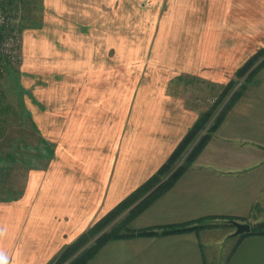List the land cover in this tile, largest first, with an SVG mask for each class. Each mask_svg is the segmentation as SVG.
<instances>
[{
	"label": "crops",
	"instance_id": "obj_1",
	"mask_svg": "<svg viewBox=\"0 0 264 264\" xmlns=\"http://www.w3.org/2000/svg\"><path fill=\"white\" fill-rule=\"evenodd\" d=\"M122 1L43 0L49 9L47 28L40 32L36 43L38 47L54 50L53 63L67 65L68 72L55 76L58 79L66 76L68 102L75 97L72 83L76 74L72 76L70 68L85 66L84 78L89 75V83L91 76L100 71L101 79L102 72L107 70V59L113 52L108 49L109 33L116 37L117 32H122L123 15L117 12ZM168 3L167 9L152 13L153 19L147 26L154 37L146 44V50L149 47L157 66L179 75L183 73V80L186 77L215 80L212 76L220 67L241 66L248 59L247 54L237 49L251 47L253 41L257 45L264 42L260 33L262 28L264 31V0H168ZM108 6L116 10L111 19ZM242 35L248 36L249 41L242 39ZM93 64L99 65L100 70L87 72L86 65ZM204 72L209 76L205 77ZM154 79L166 81V86L171 81L167 76ZM89 90L90 97L100 96V100L107 94L103 87L90 86ZM161 93L165 94L164 90L154 97L162 98L151 96L147 105L138 107L134 101L120 120H93L88 125L84 119L74 125V120L59 116L76 110L74 100L71 106L51 104L37 109L35 112L41 113V117L37 115L28 126L27 121L22 122L21 128L34 126L39 134L43 129L52 130V143L59 138L57 129L72 128L76 130L75 143L66 154L57 156L53 151L50 168L19 172L21 177H27L23 194L13 201H0L4 235L0 236V264L48 263L64 245L71 244L87 230L98 215L114 208L159 169L197 119L185 103L183 106L167 103ZM35 103L39 106L38 101ZM27 109L34 112L30 106ZM44 113L51 116H43ZM78 128L93 131L84 135ZM95 131L105 142V151L79 152L93 148ZM19 137L22 138L21 133ZM101 160L104 166L97 162ZM262 213L264 67L258 82L235 105L196 161L132 224L135 229L162 230L182 225L198 226L197 229L110 240L86 264H264V235L247 234L234 240L228 251L227 247L221 248L227 236L235 237L236 227L231 222L256 226L264 221ZM202 223L213 225L199 226ZM215 232L219 236L213 239Z\"/></svg>",
	"mask_w": 264,
	"mask_h": 264
},
{
	"label": "rangeland",
	"instance_id": "obj_2",
	"mask_svg": "<svg viewBox=\"0 0 264 264\" xmlns=\"http://www.w3.org/2000/svg\"><path fill=\"white\" fill-rule=\"evenodd\" d=\"M23 1L22 4H19L18 10H16L19 13L16 12L18 17L15 18V22L18 25L16 28L19 29L20 37L17 32L14 35L15 37H19L21 43L18 44L20 45L18 49L13 48V51L16 52V54L9 59V62L5 67L6 73L4 72L2 77H0V106L3 107V110L0 111V155H3L6 165H9L11 168V182L15 184L13 191L8 193L11 197H16L22 187L26 185L27 177H21L19 172L23 173L25 169L29 170V168H50L53 153L51 151H55L56 155L60 156L61 154H66L70 150H73V148H70V145L75 143L76 130L72 128L64 129L63 127L56 130L59 138L53 141L55 143L51 142L53 136L52 130L43 129L40 130L39 134L38 131L35 132L33 130L34 128H32V126H30V129L26 130L25 135L20 138V133L22 134L19 120L20 115L22 116L23 121L28 122V124H26V126H28L34 122L37 115H42L39 112H35L37 109L41 110V108L44 109L50 107L48 105L51 104H69L71 106L74 104L73 101L75 100L76 110H70L69 113L59 114L61 118L74 120V125L78 124L76 123L78 120L83 121L84 119L89 122L88 125H90L93 120L105 121L108 119L109 121H114L118 118L120 120L122 116L128 112V109L134 101H136L138 107L140 105H147L150 103L151 96H153V99L162 98V96L154 97V95H158L164 90L165 94L161 93V95L166 96L164 98L167 100V103H172L173 105L176 104L177 106H183V103H185L184 105L189 108V110L194 111V115H197L196 121L201 116H207V112L213 111L206 126L190 140L191 142L189 143V146L185 147L181 154V158L176 161L175 166L172 169V172H174L186 162L185 160L190 154H192L198 142L209 133V127L214 123L215 119L222 113V111L225 108H228L227 105L233 104V101L231 100L232 96L245 82L246 75L244 77H239L236 74V70L240 67V64H229L224 68L220 67V70L215 71L213 76L210 75L215 79L212 81L199 77L197 79L186 77L183 80V73L179 75L173 70L161 69L156 63H154L153 58H151L152 56L149 53V47L146 50V44L149 41H152L154 37V35L151 37L152 31H148L147 24H150L151 19H153L152 13L167 9L169 4L168 0H123L122 7L117 10L118 14L123 15L120 17L122 20V32H117L116 37L114 34L109 33L111 40H109L108 49L113 52L108 56L107 70L102 72L103 77H101V79L99 78L100 71L96 75H90L91 83H89V75L86 77L87 79L84 78L85 66L76 65L72 69L70 68V74L72 76L76 74L75 82L73 81L72 83L74 84L72 88L75 89V97H70V102H68L66 94L69 90V83L66 81V76H62L59 79L58 75L57 77L55 76V73L58 72H68L67 65L53 63L51 57L54 50L45 46H43L45 48L38 47L36 43L37 39H39L38 36L40 35V32H43L47 28V26L45 27V24L47 25L46 17L49 10L48 6L43 4V0ZM109 4L111 5L112 3ZM108 8L109 19H111L116 10L110 6H108ZM132 22L133 26L130 25ZM110 23L112 22H109V24ZM136 23L139 27L135 25ZM47 32L46 35H50L51 39L52 35L50 31L47 30ZM260 33L264 35L263 28ZM242 39H247L249 41V38L246 35H242ZM263 48L264 42L257 45L253 41L251 42V47L237 49V51L244 52L249 58ZM42 54H46L47 57L43 58ZM263 59L264 57L261 56L258 62ZM237 60L238 59H236V61ZM93 69L100 70V66L95 64L90 66L86 65L87 72L90 73ZM204 73L205 74L203 75L205 77L209 76L208 72ZM156 76H159L160 78H165L167 76L168 81L170 79L171 81L166 86L167 82L155 80L154 78ZM231 80H234L236 85L233 91H229L227 94L225 93L224 95H226V97L221 100L222 98L220 97L222 95V90ZM258 80L259 74L255 77L254 84H256ZM90 86L98 89H101L102 87L103 89L106 88V96L102 97L101 100L99 98L100 96H95L96 99L92 98V96L90 97ZM252 86L253 84H250L249 88ZM239 100L234 102L230 110L228 109L229 111L225 116V119ZM35 101H38L39 106ZM27 106H30L34 112L31 113L30 109H27ZM91 108H95L98 111L101 110V112H93ZM45 115L51 116L49 113H44L43 116ZM77 131H82L85 135L86 132H91L93 130H82L78 128ZM110 132L112 137H114L112 131ZM216 132H214L213 135ZM93 136L96 137L94 139V144L92 145L93 148L86 151L80 150L79 152L103 153L105 151L107 146L105 147V142L100 140L99 132L95 131ZM42 141H44V143H42ZM109 141H111V139H109ZM111 142L115 143V140ZM99 147H101L102 150H100ZM48 148L50 150V155L47 151ZM45 151H47L48 154H45ZM23 161L27 164L23 165L21 163ZM97 162L99 165L104 166L103 160ZM57 163L58 161L55 163L53 162V164ZM164 163L165 162H163V164ZM20 164L23 165L21 167L23 169L22 171H20ZM25 165L27 166L25 167ZM156 187L153 190H155ZM2 196H4V194ZM140 202L141 201L137 202L135 205ZM114 208L107 213H101V215H98L93 224L79 236L87 232L94 226V224H96V222L104 218ZM127 213L128 211L125 210L121 212L117 220L107 227L105 231L115 224L116 221L123 218ZM262 217L264 220V213H262ZM105 231L98 234L96 237L93 236L87 238V243L84 244L77 253L72 255L71 259L66 264L90 247L103 233H105ZM0 236H4L1 224ZM215 236H219V233L215 232L213 239H215ZM238 237L239 236H227L225 245L223 244L221 248L227 247L226 251H228V249L232 247L231 244L234 243V240ZM69 245L70 244L64 245L57 255L46 264L55 261L61 252L65 248L67 249V246ZM215 247L220 248L219 245H215ZM221 248L219 250H221Z\"/></svg>",
	"mask_w": 264,
	"mask_h": 264
},
{
	"label": "trees",
	"instance_id": "obj_3",
	"mask_svg": "<svg viewBox=\"0 0 264 264\" xmlns=\"http://www.w3.org/2000/svg\"><path fill=\"white\" fill-rule=\"evenodd\" d=\"M23 0H0V11H8L10 10H18L19 4H22ZM6 28L5 26H0V42H3L6 36ZM264 57V48L260 49L257 53L253 54L249 57L244 64H242L237 70L236 74L239 77H245V82L241 85V87L234 93L231 100L236 102L237 100L241 99L246 91L248 90L250 84L255 83V77L259 74L260 70L264 67V59L259 61V58ZM9 57L4 55L0 51V77L4 74L5 67L9 62ZM258 59V60H257ZM258 82V81H257ZM256 82V83H257ZM236 82L231 80L225 88L222 90V95L220 98L223 100L229 91H233ZM233 104H228V108H225L222 113L215 119L214 123L211 124L209 127V133L202 138L197 146L195 147L194 151L190 156L185 160L186 162L182 164L179 168H177L174 172H172L173 167L175 166L176 161L181 158V154L184 151L185 147L189 146L190 140L197 135L207 124L208 119L210 118L213 111L207 112V116H201L193 126L188 130L185 136L181 139L178 143L176 148L173 150L171 155L165 161L164 164L158 169V171L142 186L132 192L128 197H126L123 201H121L109 214H107L104 218L100 221L96 222L92 228H90L87 232L83 233L79 236L75 242H72L67 249L65 248L61 254L50 264H66L74 255L77 253L80 248L86 244V239L89 237H96L98 234L105 231L107 227H109L117 218L119 217L120 213L128 211V213L115 224H113L105 233H103L90 247L85 249L78 257L74 258L68 264H86L90 259H92L98 251L110 240L114 239H122V238H129L135 236H154V235H165V234H172L178 232H184L189 230L197 229L198 226H186L182 225L177 228L175 227H167L163 228L162 230L155 229V228H145V229H135L133 227V222L135 218L142 213L147 207H149L154 201H156L159 197H161L171 186H173L178 179L183 175V173L196 161L197 157L203 151L204 147L207 145L209 140L212 138L213 133L216 132L221 123L224 121L225 116L227 115L228 111L232 108ZM229 109V110H228ZM3 110V107L0 106V111ZM20 124H22L23 118L20 115ZM22 127V136L25 135V131L29 130L30 127ZM34 128V126H32ZM35 132L37 131L35 128L33 129ZM6 138V137H5ZM44 143V141H42ZM3 149V147H2ZM50 155L49 148L47 149ZM45 151V154L48 152ZM53 152V151H51ZM44 153V152H43ZM23 165L27 164L26 162H21ZM27 165H25L26 167ZM25 169V168H24ZM31 169V168H29ZM11 168L9 165H6L5 158L3 155H0V201H7V200H16L24 192V186L18 192L16 197H11L9 195L8 198V190L13 191L15 184L11 182ZM20 178V177H19ZM8 185H11L9 188ZM158 185V186H157ZM157 186V187H156ZM156 187L155 190H153ZM151 190H153L150 194H148ZM4 194V196H2ZM148 194V195H147ZM147 195V196H146ZM145 196V197H144ZM143 198V199H142ZM141 201L137 205V202ZM135 205V206H134ZM134 206V207H133ZM233 224V222H231ZM213 224L209 223H202L199 226L205 227L210 226ZM247 234H258L264 235V221L257 224L256 226H251V231L239 235L242 237Z\"/></svg>",
	"mask_w": 264,
	"mask_h": 264
},
{
	"label": "built area",
	"instance_id": "obj_4",
	"mask_svg": "<svg viewBox=\"0 0 264 264\" xmlns=\"http://www.w3.org/2000/svg\"><path fill=\"white\" fill-rule=\"evenodd\" d=\"M16 10H10L8 11H0V26H5L6 28V36L3 40V42H0V51L8 56L10 59L15 56L16 52L13 51V48L18 49V47L21 43L20 32L19 29L16 28L18 25L15 22V18L17 16ZM17 32L19 37H15V33ZM5 45V46H4Z\"/></svg>",
	"mask_w": 264,
	"mask_h": 264
},
{
	"label": "water",
	"instance_id": "obj_5",
	"mask_svg": "<svg viewBox=\"0 0 264 264\" xmlns=\"http://www.w3.org/2000/svg\"><path fill=\"white\" fill-rule=\"evenodd\" d=\"M150 194V193H148ZM147 194V195H148ZM146 195V196H147ZM145 197V196H144ZM143 199V198H142ZM233 224L235 225L236 227V230L235 232L233 233L234 236H239V235H243L249 231H251V225L248 224V223H240V222H234L233 221Z\"/></svg>",
	"mask_w": 264,
	"mask_h": 264
}]
</instances>
